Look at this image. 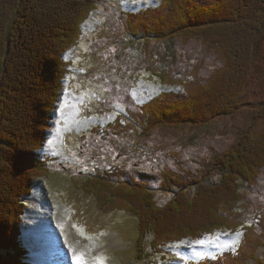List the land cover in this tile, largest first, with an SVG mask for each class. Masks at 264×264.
Listing matches in <instances>:
<instances>
[{
    "label": "trees",
    "instance_id": "obj_1",
    "mask_svg": "<svg viewBox=\"0 0 264 264\" xmlns=\"http://www.w3.org/2000/svg\"><path fill=\"white\" fill-rule=\"evenodd\" d=\"M246 2L163 0L154 13L132 14L138 15L129 24L135 38L200 40L217 51L223 66L205 84L198 70L185 80L162 75L164 85L182 86L186 94L162 93L144 108L138 120L142 137L156 130L202 129L242 108L245 87L255 73L257 37L264 28L255 12L264 0L247 12ZM97 4L98 0H0V264H32L23 242L24 199L32 197L38 180L50 174L42 151L69 74L65 54L78 43L82 25ZM234 5L237 9L232 10ZM240 10L245 15H238ZM229 149L209 159L200 173H166L163 190L170 194L163 201L147 183L116 180L109 172L81 184L100 205L116 206L137 219L135 247L140 256L145 240L151 243L149 251L161 252L166 245L237 228L232 217L244 203L242 188L264 170V126L259 131L248 128ZM260 245H249L248 261L264 264L257 255ZM241 262L232 259L225 264Z\"/></svg>",
    "mask_w": 264,
    "mask_h": 264
},
{
    "label": "rangeland",
    "instance_id": "obj_2",
    "mask_svg": "<svg viewBox=\"0 0 264 264\" xmlns=\"http://www.w3.org/2000/svg\"><path fill=\"white\" fill-rule=\"evenodd\" d=\"M162 1L98 0V7L82 25L83 34L78 43L65 54L71 62L70 72L42 151L48 158L50 174L38 180L35 200L28 203L32 206L23 219L24 246L31 251L30 256L35 254L34 262L45 257L51 264H96V256L103 248L98 247V242L103 234L110 233L111 241L119 239L130 246L125 247L121 242L111 246L106 237L109 252L103 256V264H190L192 261L201 264L208 260L212 264H225L232 259L257 264L247 258L249 245L255 247L260 243L257 255L264 258V170L242 188L244 203L232 217L233 226L241 228V232L236 233V229L235 234L218 232L200 241L169 246L166 251L156 252L162 260L148 250L150 241L140 244L142 256L136 252L137 247L134 249L133 244L138 241L134 217L116 206L100 205L98 198L81 184L97 172L105 174L104 169L122 166L115 171L110 169L116 180L150 184L163 201L170 194L163 190L168 170L181 175L200 173L209 159L229 151L248 128L259 131L264 126L261 119L264 118L263 28L257 37L254 77L245 87L244 105L235 110L236 114L218 119L204 129L186 126L178 131L156 130L142 137L138 120L142 119L144 108L151 107L162 93L186 94L182 86L172 89V85L161 83L162 74L166 72L172 78L185 80L198 70L205 84V80L223 67L217 51L200 40L187 43L149 40L145 45L147 52L143 47V51L138 49L137 41L125 29L127 22H133L130 17L138 16L130 12L154 13ZM246 1L245 12L257 2ZM256 6V15L260 13L257 19L264 22L261 11L264 6L261 4L257 9ZM233 9L237 6H232ZM238 15L245 14L240 10ZM231 16L235 21L237 16ZM224 24L232 29L230 22ZM135 61L138 63L133 67ZM117 115H121L122 125L110 127ZM143 175L150 177L146 179ZM52 212L56 220L66 222L70 235L81 230L93 238L82 242L86 245L79 242L77 245L75 241L72 248L76 236L67 232L60 235ZM49 245L53 248H46Z\"/></svg>",
    "mask_w": 264,
    "mask_h": 264
},
{
    "label": "bare ground",
    "instance_id": "obj_3",
    "mask_svg": "<svg viewBox=\"0 0 264 264\" xmlns=\"http://www.w3.org/2000/svg\"><path fill=\"white\" fill-rule=\"evenodd\" d=\"M51 241H52V238H49ZM118 239V238H117ZM121 241L118 239V240H113L112 239V244L114 245V244H119ZM120 247V246H119ZM46 248H49V249H52L53 247H52V245H49V246H47Z\"/></svg>",
    "mask_w": 264,
    "mask_h": 264
},
{
    "label": "snow or ice",
    "instance_id": "obj_4",
    "mask_svg": "<svg viewBox=\"0 0 264 264\" xmlns=\"http://www.w3.org/2000/svg\"><path fill=\"white\" fill-rule=\"evenodd\" d=\"M202 243V242H201Z\"/></svg>",
    "mask_w": 264,
    "mask_h": 264
}]
</instances>
